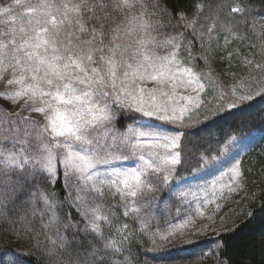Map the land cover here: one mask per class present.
Wrapping results in <instances>:
<instances>
[{
    "label": "snow or ice",
    "instance_id": "obj_1",
    "mask_svg": "<svg viewBox=\"0 0 264 264\" xmlns=\"http://www.w3.org/2000/svg\"><path fill=\"white\" fill-rule=\"evenodd\" d=\"M195 8L189 18L170 11L167 0H0V232L27 247L0 255V264H25L21 257L33 251L42 264H133L131 247L148 235L157 196L172 189L194 153L184 133L169 135L164 126L191 127L202 111L215 115L264 96V31L250 22L246 0H199ZM180 24L209 48L220 33L227 47L251 31L258 44L247 46L256 51L240 58L247 76L233 74L225 87L211 70H197L191 41L175 31ZM125 118L134 123L121 130ZM131 157L134 166H116ZM232 160L197 191L180 192L196 198L193 213L152 233L155 247L206 231L197 220L207 213L214 223L224 203L245 190L241 160ZM210 162L200 154L196 169ZM60 176L63 199L49 188ZM106 197L119 198L121 214L105 211Z\"/></svg>",
    "mask_w": 264,
    "mask_h": 264
},
{
    "label": "trees",
    "instance_id": "obj_2",
    "mask_svg": "<svg viewBox=\"0 0 264 264\" xmlns=\"http://www.w3.org/2000/svg\"><path fill=\"white\" fill-rule=\"evenodd\" d=\"M198 2L199 0H167V6L174 14L182 12L192 18ZM246 3L251 12L250 22H257L256 31H264V27L260 26L261 22H264V0H246ZM204 15L207 13L205 12ZM200 22L208 23L203 20V17ZM179 27L178 32L185 33V42L191 41L193 57L191 62L197 70L202 72L211 70L213 79L225 87L235 82L233 74L237 79L247 76V71L240 66V58L256 51L247 46L249 43L258 44L256 36L251 31H249L248 40L233 41L227 47L224 45V34L220 33L211 42L209 48L207 41H204L203 47L201 46L200 38L192 34L191 28L185 29L183 24ZM236 50H239L240 56L235 55ZM229 52H233L231 59L228 58ZM182 55L187 54L182 50ZM206 55L209 59L207 65L202 58ZM259 59L257 57V60ZM206 99L212 101L213 106L216 105V101H213L211 96ZM205 115L208 116L207 120L204 119ZM133 123V119L125 118L118 127L123 130L126 125ZM165 127L184 133L183 143L186 149L187 147L194 149L193 156L186 157L185 164L179 169L180 178L177 180L180 181L195 177L198 171L205 168L201 166L196 169V156L203 154L211 161L212 157L223 155L221 149L229 140L253 137L254 139L248 143L247 150L240 158L247 184L244 191L234 194L216 213L214 231L195 236L203 238H196L191 243L179 238L174 240V244L155 247L149 239L150 233L137 235L136 242L131 247L133 264H210L209 256L226 264H264V96H254L252 100L240 102L236 108L225 109L215 115L202 111L198 117H193L191 127H184L181 124L165 125ZM221 166L223 164L213 168ZM62 182L63 177L60 176L55 185L49 186L50 190L60 194L61 199L65 195L61 189ZM105 205V211L109 206L115 208L118 214L123 211L122 207H119L118 197L115 199L106 197ZM62 211L70 212L75 220H81L83 223L75 208L65 205ZM121 222L129 223L134 231L140 228L138 220L132 221L122 215ZM151 231L152 229H149L147 232ZM206 236L208 237L205 238ZM17 250L27 252V247L23 242L18 244L15 237L0 232V255L4 253L11 255ZM124 255L128 253L125 252ZM21 259L25 264H42L41 256L37 251L24 255Z\"/></svg>",
    "mask_w": 264,
    "mask_h": 264
},
{
    "label": "rangeland",
    "instance_id": "obj_3",
    "mask_svg": "<svg viewBox=\"0 0 264 264\" xmlns=\"http://www.w3.org/2000/svg\"><path fill=\"white\" fill-rule=\"evenodd\" d=\"M7 2V0H5ZM264 21V20H263ZM179 25L175 31L179 30ZM167 31H172L171 29H168ZM0 104H5L4 101H0ZM26 114V113H24ZM37 119H42L39 117L38 114L33 113L32 114ZM164 131H166L169 135H176L180 132L169 129L164 126ZM254 138L253 137H246L244 139L240 140H231V143L229 144V152L227 154H223L221 157H217L216 160H211L209 165L205 167L204 169H201L198 171V174L195 177H191L189 180H175L173 182L172 189L169 191H165L157 196V203L153 209V215L148 221V226L146 231L149 229H152L151 232L147 233H154L157 231L165 232L169 225L172 223H178L180 219L184 218L186 215H190L193 213V210L195 208L196 204V198L192 196H188L186 198L180 196L181 191H186L189 188L192 189V191H197L198 186L205 185L206 183L216 179L219 177L223 172H227L228 168L230 167L231 163L233 162L232 157L235 156L236 159L241 158V156L245 153L247 150V145L250 143ZM116 166L120 167H129L134 166L135 158L131 157L127 161H117L115 162ZM219 164H223V168H219L216 170V168H213ZM57 167H61L59 163L57 164ZM101 171L105 170V166L100 167ZM225 181H227V176L224 177ZM202 196V194H199ZM185 199L188 201V203H185ZM139 221V220H138ZM197 225H203L207 228L206 231L201 232L200 234L204 233H210L215 227L216 222H212L207 219V213L204 219H198ZM214 231V230H213ZM200 234H192L191 232H185V235L182 237V239L186 241H193L203 237H195L196 235ZM190 237V238H189ZM206 236L205 238H207ZM210 237V236H209ZM189 238V239H188ZM174 240L176 238H173L170 242L165 243L158 241L159 244H167L169 245L174 244ZM208 260L210 261V264H220L214 257L209 256ZM226 264V263H225Z\"/></svg>",
    "mask_w": 264,
    "mask_h": 264
}]
</instances>
